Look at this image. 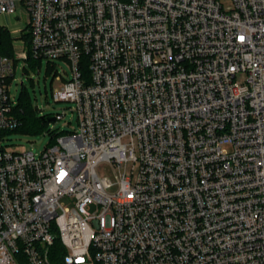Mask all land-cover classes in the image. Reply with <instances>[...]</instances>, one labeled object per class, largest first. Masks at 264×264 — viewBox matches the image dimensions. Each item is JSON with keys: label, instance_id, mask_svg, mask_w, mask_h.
<instances>
[{"label": "built area", "instance_id": "2783aa9c", "mask_svg": "<svg viewBox=\"0 0 264 264\" xmlns=\"http://www.w3.org/2000/svg\"><path fill=\"white\" fill-rule=\"evenodd\" d=\"M0 29V264H264V0H0ZM29 58L78 117L39 154L3 145Z\"/></svg>", "mask_w": 264, "mask_h": 264}, {"label": "rangeland", "instance_id": "374dc122", "mask_svg": "<svg viewBox=\"0 0 264 264\" xmlns=\"http://www.w3.org/2000/svg\"><path fill=\"white\" fill-rule=\"evenodd\" d=\"M223 2L226 5L231 4V0H223ZM1 21L8 24L13 30L21 27L8 16L1 18ZM71 72V65L66 59L49 60L44 58L36 69L28 61L20 60L16 69V78L10 85L12 99L18 100L22 94L30 96L37 116L54 117L66 110L65 116L61 120H48L45 127L47 130L72 131L78 128L77 112L71 108L74 107V104L56 101L53 93L62 84L57 76L60 75L64 79H68ZM4 134L3 145L18 152L34 151L39 154L52 143L51 134L45 130L35 134L22 131L5 132ZM98 172L101 176L115 178L114 168L109 162L100 163ZM62 203L66 206L71 205V201L66 197L62 199Z\"/></svg>", "mask_w": 264, "mask_h": 264}, {"label": "trees", "instance_id": "16d2710c", "mask_svg": "<svg viewBox=\"0 0 264 264\" xmlns=\"http://www.w3.org/2000/svg\"><path fill=\"white\" fill-rule=\"evenodd\" d=\"M0 53L5 55H12L13 47H12V39L9 31H5L0 29ZM42 60H34L33 58H29L28 62L32 65L34 69L39 65ZM14 115L20 120V124L14 128L6 130L5 132L11 131H22L29 134H35L41 132L43 130H47L46 123L48 120H53L54 117L49 116H37L36 110L33 107L30 96L23 95L17 100V104L14 106ZM4 132V133H5ZM53 132L51 133L52 136ZM53 137L52 141L53 142ZM57 263L61 264V261L57 260Z\"/></svg>", "mask_w": 264, "mask_h": 264}]
</instances>
